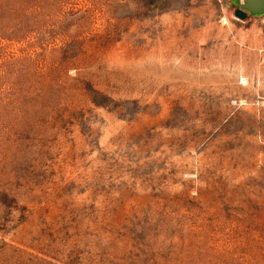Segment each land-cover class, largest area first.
I'll list each match as a JSON object with an SVG mask.
<instances>
[{"label":"rangeland","instance_id":"rangeland-1","mask_svg":"<svg viewBox=\"0 0 264 264\" xmlns=\"http://www.w3.org/2000/svg\"><path fill=\"white\" fill-rule=\"evenodd\" d=\"M238 1L0 0V264H264Z\"/></svg>","mask_w":264,"mask_h":264},{"label":"water","instance_id":"water-1","mask_svg":"<svg viewBox=\"0 0 264 264\" xmlns=\"http://www.w3.org/2000/svg\"><path fill=\"white\" fill-rule=\"evenodd\" d=\"M238 3L241 7L235 8L234 13L239 17H245L247 15V10L258 13L264 9V0H244L243 2L238 1Z\"/></svg>","mask_w":264,"mask_h":264}]
</instances>
